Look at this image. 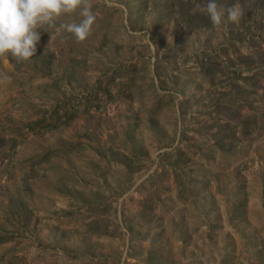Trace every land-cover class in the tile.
I'll return each instance as SVG.
<instances>
[{"label": "rangeland", "instance_id": "1", "mask_svg": "<svg viewBox=\"0 0 264 264\" xmlns=\"http://www.w3.org/2000/svg\"><path fill=\"white\" fill-rule=\"evenodd\" d=\"M89 2L0 56V264H264V0Z\"/></svg>", "mask_w": 264, "mask_h": 264}, {"label": "clouds", "instance_id": "2", "mask_svg": "<svg viewBox=\"0 0 264 264\" xmlns=\"http://www.w3.org/2000/svg\"><path fill=\"white\" fill-rule=\"evenodd\" d=\"M196 8L205 12L213 25L222 24L225 15L234 23L242 16L239 6L223 9L217 0H207L203 8L197 3ZM76 13L80 17L78 23L61 24L60 28L83 42L96 21L89 0H0V56L10 54L20 61L29 60L36 55L41 41L40 30L45 31V25L53 27L61 16Z\"/></svg>", "mask_w": 264, "mask_h": 264}, {"label": "trees", "instance_id": "3", "mask_svg": "<svg viewBox=\"0 0 264 264\" xmlns=\"http://www.w3.org/2000/svg\"><path fill=\"white\" fill-rule=\"evenodd\" d=\"M6 56H7V58H9V59H11V55L10 54H6ZM40 123H35L34 125L36 126V125H39ZM10 142L12 143V145H11V151H14L17 147H18V143L16 142V141H11L10 140ZM9 141H8V143H10ZM1 145H2V147H4L5 146V144H4V142H1Z\"/></svg>", "mask_w": 264, "mask_h": 264}]
</instances>
